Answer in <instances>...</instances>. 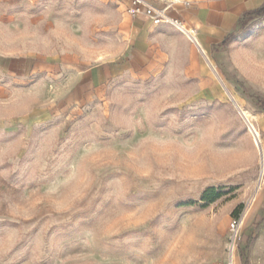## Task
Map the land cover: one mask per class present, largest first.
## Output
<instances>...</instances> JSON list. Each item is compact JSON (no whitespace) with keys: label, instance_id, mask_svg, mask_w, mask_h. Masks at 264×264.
Wrapping results in <instances>:
<instances>
[{"label":"rangeland","instance_id":"obj_1","mask_svg":"<svg viewBox=\"0 0 264 264\" xmlns=\"http://www.w3.org/2000/svg\"><path fill=\"white\" fill-rule=\"evenodd\" d=\"M252 1L226 44L208 51L197 34L204 53L168 24L164 67L139 76L112 65L128 52L124 0H0L13 59L0 58V264H215L234 221L236 264H264V0ZM54 48L69 68L43 61ZM211 186L221 196L202 200ZM138 195L150 198L125 206Z\"/></svg>","mask_w":264,"mask_h":264},{"label":"crops","instance_id":"obj_2","mask_svg":"<svg viewBox=\"0 0 264 264\" xmlns=\"http://www.w3.org/2000/svg\"><path fill=\"white\" fill-rule=\"evenodd\" d=\"M256 6L258 3L252 0L191 1L189 4L179 2L178 9L172 11V14L180 17L187 25L194 28L204 41L208 51H211L214 44L222 42L238 26L244 13ZM131 18L127 56L120 64L112 63V65L114 69L131 75L144 76L156 73L164 67L168 59L164 51V41L171 45L172 40H177V37L168 24L155 26L146 15ZM65 53V50L54 48L44 54L43 61L50 65H68L67 68H69L68 61L65 60ZM34 54L36 53L34 52ZM0 58L3 64L11 68L13 59L2 54H0ZM26 64L29 70H34L32 59H26ZM103 65L91 70H95L98 77L101 74L105 75ZM198 66L201 73H207V67L202 61L198 62ZM88 71L83 69V73ZM81 78L80 76L79 79Z\"/></svg>","mask_w":264,"mask_h":264},{"label":"built area","instance_id":"obj_3","mask_svg":"<svg viewBox=\"0 0 264 264\" xmlns=\"http://www.w3.org/2000/svg\"><path fill=\"white\" fill-rule=\"evenodd\" d=\"M127 3V11L131 17L135 18L140 15L149 17L153 25L170 24L177 28L185 36L189 37L185 30L190 32L196 41V31L185 23L183 19L172 14V11L178 9L179 2L189 4L185 0H125ZM239 232V224L234 221L231 225V236L229 241V256L227 259L216 261L215 264H236L233 253L235 252L237 238Z\"/></svg>","mask_w":264,"mask_h":264},{"label":"trees","instance_id":"obj_4","mask_svg":"<svg viewBox=\"0 0 264 264\" xmlns=\"http://www.w3.org/2000/svg\"><path fill=\"white\" fill-rule=\"evenodd\" d=\"M264 13V6L260 7L259 9L253 11V13ZM232 33H229L224 40L221 42L223 45L226 44V42L228 41L229 37L231 36ZM215 48V45H214ZM262 105L264 106V102H262ZM221 196V193H219L217 191V189L214 186L209 187L208 189H206L204 191V193L202 194L201 199L204 201H214L215 199H217L218 197ZM241 245V239L238 242Z\"/></svg>","mask_w":264,"mask_h":264},{"label":"bare ground","instance_id":"obj_5","mask_svg":"<svg viewBox=\"0 0 264 264\" xmlns=\"http://www.w3.org/2000/svg\"><path fill=\"white\" fill-rule=\"evenodd\" d=\"M185 33L189 36V38L191 39V40H193V41H196L195 39H194V37L192 36V34L190 33V32H188V31H186L185 30ZM196 37H197V40L198 41H196L197 42V44H198V46H199V48L203 51V53L204 52H206V50H205V48H204V45L202 44V42L198 39V36H197V33H196ZM206 59H207V61L210 63V61H209V59L206 57ZM240 109H241V107H240ZM241 111H242V113L245 115V117L247 118V120H248V123H249V125L252 123L251 122V120H250V114L248 113V111L247 110H245V109H241ZM251 122V123H250ZM254 127V126H253ZM255 136L257 137V142L259 143V140H258V137H259V132L257 131H255ZM233 258H234V260H235V252L233 253Z\"/></svg>","mask_w":264,"mask_h":264},{"label":"snow or ice","instance_id":"obj_6","mask_svg":"<svg viewBox=\"0 0 264 264\" xmlns=\"http://www.w3.org/2000/svg\"><path fill=\"white\" fill-rule=\"evenodd\" d=\"M103 34H98V37L102 36ZM150 198L149 196L147 195H138L136 197H130L128 201H125V206H128V207H131L133 206L134 202L136 200H139V199H148ZM93 215H96L95 213H93ZM85 219H87V217H85Z\"/></svg>","mask_w":264,"mask_h":264},{"label":"water","instance_id":"obj_7","mask_svg":"<svg viewBox=\"0 0 264 264\" xmlns=\"http://www.w3.org/2000/svg\"><path fill=\"white\" fill-rule=\"evenodd\" d=\"M250 126H251V127H253V125H252V124H250Z\"/></svg>","mask_w":264,"mask_h":264}]
</instances>
